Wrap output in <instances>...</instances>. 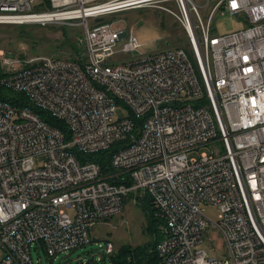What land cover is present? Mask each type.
<instances>
[{"label": "built area", "instance_id": "built-area-1", "mask_svg": "<svg viewBox=\"0 0 264 264\" xmlns=\"http://www.w3.org/2000/svg\"><path fill=\"white\" fill-rule=\"evenodd\" d=\"M42 1L0 0V22L43 14L50 19L38 23L79 25L87 55L11 61L0 52L21 63L2 84L70 134L0 100V264H34L33 247L56 258L91 244L90 230L132 195L137 206L149 196L160 218L162 264H264V0H50L34 11ZM139 8L172 15L188 46L117 59L139 41L105 18ZM219 11L243 27L214 34ZM119 106L129 116L116 119ZM118 143L110 172L75 153ZM208 203L220 207L217 221ZM211 224L226 245L222 258L199 247ZM97 244L103 256L76 264H114V242Z\"/></svg>", "mask_w": 264, "mask_h": 264}, {"label": "rangeland", "instance_id": "rangeland-1", "mask_svg": "<svg viewBox=\"0 0 264 264\" xmlns=\"http://www.w3.org/2000/svg\"><path fill=\"white\" fill-rule=\"evenodd\" d=\"M40 2L34 4V11H44L39 7ZM171 8L175 9L172 5ZM204 19L207 16L202 11ZM105 21H117L116 28H125L132 31L139 41V47L130 53L118 54L119 60L131 61L153 55L162 50L174 49L177 46H188L183 27L178 26L176 19L160 9L139 8L108 15ZM213 33L224 35L239 30L243 27L236 15L229 12H217L212 20ZM84 30L81 26L71 25L68 22L57 23H0V52L6 54V59L16 61L19 57L35 58L38 56H52L65 59H82L84 53ZM86 50V49H85ZM84 53V54H83ZM3 69L7 72L17 69L21 63L11 66L0 58ZM129 116V110L119 106L115 118ZM204 147L199 151L190 152L191 157H198L200 152L210 151ZM44 157L41 158L43 161ZM206 215L217 221L220 207L216 204H204ZM72 213V212H71ZM146 210L137 206L130 198L125 209L120 214L105 219L90 230L93 242L80 247L70 253L59 254L52 258L42 248L32 249L34 264H76L81 260L103 256L97 250L98 243L112 240L118 250L124 245L136 248L148 243L152 239V232L148 227ZM205 249L209 256L222 258L226 253L224 239L217 228L211 224L205 233V240L199 246ZM109 263L110 259H106ZM104 260L99 264H104Z\"/></svg>", "mask_w": 264, "mask_h": 264}, {"label": "trees", "instance_id": "trees-1", "mask_svg": "<svg viewBox=\"0 0 264 264\" xmlns=\"http://www.w3.org/2000/svg\"><path fill=\"white\" fill-rule=\"evenodd\" d=\"M42 8L50 7V0H43L42 3L38 5ZM8 75L0 61V100L8 101L13 106L17 108H23L29 106L37 111L42 119L48 122L50 125L55 126L63 130L67 135V139H70L69 129L63 120H59L49 115L45 111L39 109L34 104H32L24 93L15 92L11 89L6 88L2 84L3 78ZM120 143L115 144L109 150L98 152L91 155H82L78 151H75L78 159L80 161H95L102 165L104 172L112 171L111 159L114 152L119 148ZM132 198L134 195L131 196ZM140 206L146 210V220L148 222V227L152 232V239L143 245L133 248L129 245L122 244L115 256L113 257L114 264H162V259L158 253L157 245L161 240V232L159 228V220L155 218L154 207L149 196H146L140 200Z\"/></svg>", "mask_w": 264, "mask_h": 264}, {"label": "bare ground", "instance_id": "bare-ground-1", "mask_svg": "<svg viewBox=\"0 0 264 264\" xmlns=\"http://www.w3.org/2000/svg\"><path fill=\"white\" fill-rule=\"evenodd\" d=\"M43 19H50V17H48V16H45V15H43V14H38V15H27L26 17H24V18H22V19H18V18H15L14 19V21H12V22H15V23H38V22H40V20H43ZM59 20H61L60 18H58ZM17 20H19V21H17ZM0 23H2V22H0ZM86 51V50H85ZM87 53V52H86ZM85 53V54H86ZM87 55V54H86ZM72 60H74V59H72ZM155 210V209H154ZM154 215H155V218H157L158 220H159V222H161L160 221V218H158L157 216H156V210H155V212H154ZM112 241V240H111ZM116 252H117V249H116ZM116 252H115V254H116Z\"/></svg>", "mask_w": 264, "mask_h": 264}, {"label": "snow or ice", "instance_id": "snow-or-ice-1", "mask_svg": "<svg viewBox=\"0 0 264 264\" xmlns=\"http://www.w3.org/2000/svg\"><path fill=\"white\" fill-rule=\"evenodd\" d=\"M233 7H235V4H233Z\"/></svg>", "mask_w": 264, "mask_h": 264}]
</instances>
